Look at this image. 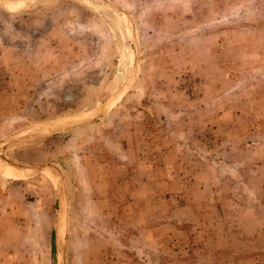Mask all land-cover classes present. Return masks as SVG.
I'll list each match as a JSON object with an SVG mask.
<instances>
[{
  "label": "rangeland",
  "instance_id": "rangeland-1",
  "mask_svg": "<svg viewBox=\"0 0 264 264\" xmlns=\"http://www.w3.org/2000/svg\"><path fill=\"white\" fill-rule=\"evenodd\" d=\"M0 264H264V0H0Z\"/></svg>",
  "mask_w": 264,
  "mask_h": 264
},
{
  "label": "bare ground",
  "instance_id": "bare-ground-1",
  "mask_svg": "<svg viewBox=\"0 0 264 264\" xmlns=\"http://www.w3.org/2000/svg\"><path fill=\"white\" fill-rule=\"evenodd\" d=\"M0 174L6 178L19 179L22 177L19 170H15L10 166L3 165L0 163Z\"/></svg>",
  "mask_w": 264,
  "mask_h": 264
}]
</instances>
